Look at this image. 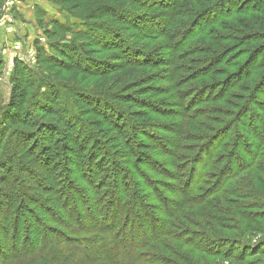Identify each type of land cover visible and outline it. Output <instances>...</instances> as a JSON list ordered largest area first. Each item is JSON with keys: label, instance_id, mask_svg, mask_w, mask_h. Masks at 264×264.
<instances>
[{"label": "rangeland", "instance_id": "obj_1", "mask_svg": "<svg viewBox=\"0 0 264 264\" xmlns=\"http://www.w3.org/2000/svg\"><path fill=\"white\" fill-rule=\"evenodd\" d=\"M230 2L0 0V242L47 233L96 255L112 231L134 264H264V208L231 193L264 166V37Z\"/></svg>", "mask_w": 264, "mask_h": 264}, {"label": "trees", "instance_id": "obj_2", "mask_svg": "<svg viewBox=\"0 0 264 264\" xmlns=\"http://www.w3.org/2000/svg\"><path fill=\"white\" fill-rule=\"evenodd\" d=\"M148 1V0H146ZM153 1V0H150ZM232 3L235 2V0H230ZM237 2L243 1V8H233L231 12H229L230 18L231 17H238L240 15L250 16V15H256V17H249L248 18V24L250 26H253L256 28V31H258V35L261 37H264V0H236ZM230 2V3H231ZM234 5V4H233ZM232 5V6H233ZM240 14V15H238ZM238 15V16H237ZM229 18V19H230ZM232 22L235 23L238 26V30H233L234 33H237V37L234 38V40L241 42L242 46L245 47L246 52L249 54L253 53V56H255L258 51L256 48L252 46L253 41H255L254 37L252 35L249 36L242 35L240 31H247L249 32V29L245 26L244 28V21L240 20L239 18L232 19ZM245 20V24H246ZM257 35V34H255ZM258 37V36H257ZM260 47H264V42L259 44ZM54 50H56L60 55H63L65 58L68 57L66 55V49L60 46H54ZM264 48H262L263 50ZM69 58V57H68ZM21 68H16L15 70V80H19L17 77V74H22V71H20ZM16 90L14 93H12V101L14 102V108L13 109H19L23 97H25L24 92H22L21 85H13ZM19 107V108H18ZM13 111V110H12ZM16 121H19V119H16ZM246 134L250 133V130L245 131ZM251 164V163H250ZM248 166V165H247ZM250 167L253 166L256 169L254 173L250 176L248 181L243 182V186H241L240 189L234 190V187L231 188L232 195H238V198L236 199H246L248 200H254L250 205L244 206L243 208H250V209H263L264 206H262V202L259 200L261 199L264 201V166H254V164L249 165ZM243 167H241L237 172H239ZM236 172V173H237ZM235 173V174H236ZM233 174V175H235ZM228 180V177H222V178H214L213 184L211 185V190H220L224 187V183H226ZM234 190V191H233ZM239 190V191H237ZM233 191V192H232ZM248 191L251 192L247 194L246 197L241 198L242 194L247 193ZM226 203L238 206L236 200H227ZM264 203V202H263ZM251 206V207H250ZM242 208L241 206H239ZM238 208V209H240ZM236 209L235 213L232 215L234 216H243V219L246 221L248 219L247 214H249L248 211L244 212V210L238 211ZM243 213V214H242ZM226 215H230V213H225ZM255 215V219H258L262 222H264V212H261L260 214H253ZM242 223V226L244 227L246 224H243V221L240 220ZM9 227V226H8ZM4 228H2L3 230ZM1 230V228H0ZM5 231V230H3ZM247 232V229L242 231V235ZM104 236H101L97 242V248H96V255H93L91 252H88L87 242L83 241H70L67 238L60 236L57 238H52L49 236V234H43L42 236H30L25 235L22 240L17 238V235L13 236L12 239L7 242H0V264H77L79 262H95L100 261V264H134V262L137 259L136 249L135 247H130L127 243L121 241L119 237L114 236L112 234V231L103 232ZM129 241L131 240V237L128 235ZM2 243V244H1ZM132 243V242H131ZM5 249L7 252H5ZM45 258H42L41 260H36L37 257L41 254H45ZM246 254V252H242L241 255ZM36 258V259H35Z\"/></svg>", "mask_w": 264, "mask_h": 264}, {"label": "built area", "instance_id": "obj_3", "mask_svg": "<svg viewBox=\"0 0 264 264\" xmlns=\"http://www.w3.org/2000/svg\"><path fill=\"white\" fill-rule=\"evenodd\" d=\"M17 0H5V3L2 7V10L4 11L5 14H8V12L13 8ZM8 33L11 32L10 29H6ZM16 49V48H15ZM22 60V59H20ZM31 62L34 63V56H31Z\"/></svg>", "mask_w": 264, "mask_h": 264}, {"label": "crops", "instance_id": "obj_4", "mask_svg": "<svg viewBox=\"0 0 264 264\" xmlns=\"http://www.w3.org/2000/svg\"><path fill=\"white\" fill-rule=\"evenodd\" d=\"M25 14H30V13L29 12L28 13L26 12Z\"/></svg>", "mask_w": 264, "mask_h": 264}]
</instances>
